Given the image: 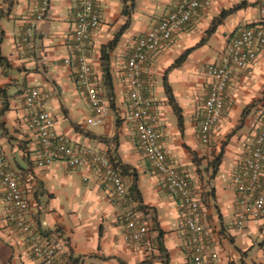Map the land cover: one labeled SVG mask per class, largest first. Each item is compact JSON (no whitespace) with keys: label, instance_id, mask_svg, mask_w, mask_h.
I'll list each match as a JSON object with an SVG mask.
<instances>
[{"label":"crops","instance_id":"obj_1","mask_svg":"<svg viewBox=\"0 0 264 264\" xmlns=\"http://www.w3.org/2000/svg\"><path fill=\"white\" fill-rule=\"evenodd\" d=\"M178 2L95 0L101 24L91 36L89 55L109 106L95 124L94 108L77 81L73 50L77 0H50L41 18L44 0H0V148L10 169L28 187L29 222L44 234L65 239L66 253L86 264H193L181 201L168 191L143 153L126 83L128 60L138 38L175 10ZM132 3L130 24L110 52L112 105L101 49L120 31L127 19L124 6ZM240 3L244 6L207 36L212 22ZM256 6L255 0H211L151 56L142 74L144 97L159 117L162 147L189 176L203 209L202 223L215 237L214 264H264V214L250 216L242 229L237 227L239 193L233 178L264 119V48L254 63L236 68L229 79L213 141L205 144L200 138L212 83L208 68L222 61L228 43L242 27L264 16ZM186 51L185 60L174 66ZM165 80L182 109L183 126L168 101ZM32 88L48 94L56 133L67 136L74 147L106 153L114 160L127 188L125 199L116 196L98 167H72L61 158L47 161L32 109L25 102ZM134 185L141 202L132 196ZM130 210L149 225V234L140 241L126 235ZM0 264H41L26 233L8 220L1 185ZM207 264H213L211 258Z\"/></svg>","mask_w":264,"mask_h":264},{"label":"built area","instance_id":"obj_2","mask_svg":"<svg viewBox=\"0 0 264 264\" xmlns=\"http://www.w3.org/2000/svg\"><path fill=\"white\" fill-rule=\"evenodd\" d=\"M49 3L50 0H44L39 18ZM210 3L211 0H179L175 10L138 38L126 70L132 117L137 122L141 148L152 166L162 175L168 191L181 201L180 215L189 235L187 247L193 264H207L210 258L214 264L215 237L212 230L202 223L203 209L189 176L172 162L162 147L159 117L151 101L144 97L142 74L151 56ZM75 20L73 50L77 63V81L94 108V123L98 124L109 106L95 79L89 55L91 36L101 24L95 0H77ZM261 48H264V16L242 27L228 43L222 61L209 66L207 72L212 77V83L200 131L203 143L210 144L213 141L215 129L225 109L226 85L234 70L247 68L254 63ZM47 99L48 94L39 88L30 89L25 97L26 105L32 109L33 123L47 161L61 158L72 167H98L102 171L103 180L114 187L116 196L125 199L128 192L118 165L108 154L74 147L67 136L56 133L54 119L47 108ZM233 178L239 193L236 224L242 229L248 217L258 218L264 214V119L255 139L246 146ZM0 185L4 188L8 220L26 233L29 248L41 264H86L82 258L66 253L65 239L44 234L29 222L28 187L24 179L10 169L1 148ZM126 228L127 238L132 241L144 239L150 231L144 217L132 210L126 213Z\"/></svg>","mask_w":264,"mask_h":264},{"label":"trees","instance_id":"obj_3","mask_svg":"<svg viewBox=\"0 0 264 264\" xmlns=\"http://www.w3.org/2000/svg\"><path fill=\"white\" fill-rule=\"evenodd\" d=\"M243 3H240L238 5H235L234 7L228 9V10H224L218 19L214 20L210 26V28L207 31V36L213 34L218 25L220 24V22H223V20L230 14H233L234 12H236L237 10H240L243 7ZM134 8L133 3L131 5H125L124 9H123V14L126 16V22L124 23V25L122 26V28L120 29V31L114 36V38L108 42L107 44L103 45L102 49H101V62H102V70L104 73V80H105V85H106V91H107V95L108 97L111 98L112 101V105H113V82H112V75L110 72V67H109V59H110V52L111 50H113L115 48V46L118 44L120 35L122 34V32L128 28L129 24H130V16H131V12ZM0 43H1V33H0ZM187 52L183 53L174 63V66H178L180 65L186 58L187 56ZM165 86V92L167 94V98L169 103L172 105L174 111L176 112L177 116H178V121L180 126H183V121H184V117H183V113H182V109L181 107L178 105L175 96L173 94L172 88L169 85V83L167 82V80H165L164 83ZM219 161V159H217ZM132 196L135 200H137L138 202H141V196L140 193L137 189V187L134 185L133 187V191H132ZM140 208H143L140 205ZM162 234V233H161Z\"/></svg>","mask_w":264,"mask_h":264},{"label":"rangeland","instance_id":"obj_4","mask_svg":"<svg viewBox=\"0 0 264 264\" xmlns=\"http://www.w3.org/2000/svg\"><path fill=\"white\" fill-rule=\"evenodd\" d=\"M257 2V11L259 14H264V0H255Z\"/></svg>","mask_w":264,"mask_h":264}]
</instances>
